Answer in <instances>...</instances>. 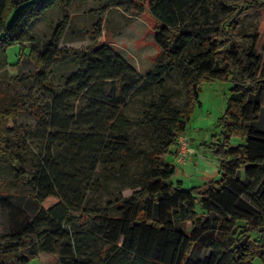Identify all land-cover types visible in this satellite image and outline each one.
<instances>
[{
  "label": "trees",
  "instance_id": "16d2710c",
  "mask_svg": "<svg viewBox=\"0 0 264 264\" xmlns=\"http://www.w3.org/2000/svg\"><path fill=\"white\" fill-rule=\"evenodd\" d=\"M69 1L0 0V70L10 48L36 42L35 22ZM127 1L156 23L161 57L145 75L105 43L61 48L67 16L44 47H30L34 76L51 97L47 148L34 173L25 169V135H12L10 127L25 108L0 103V158L29 189L27 198L0 193L7 210L0 264H32L40 252L56 264H264V131L256 126L264 108V63L260 71L257 56L263 28L249 46L240 33L243 21L264 10V0ZM65 63L71 71L58 89L48 65ZM173 73L187 90L182 109L174 108L167 88ZM216 80L231 82L234 95L218 120L220 135L201 150L219 159L220 177L186 189L165 158H178L202 86ZM138 97L145 108L131 118L127 109ZM137 126L150 133L152 150L133 147ZM235 137L243 141L238 146L231 145ZM135 160L145 163L142 171L132 170ZM112 182L120 184L113 204L93 202L90 193L110 192ZM128 189L134 191L123 196ZM49 198L57 202L45 208Z\"/></svg>",
  "mask_w": 264,
  "mask_h": 264
},
{
  "label": "rangeland",
  "instance_id": "374dc122",
  "mask_svg": "<svg viewBox=\"0 0 264 264\" xmlns=\"http://www.w3.org/2000/svg\"><path fill=\"white\" fill-rule=\"evenodd\" d=\"M139 3L147 5L148 0H138ZM68 17V25L60 42L64 49H84L90 46L105 43L111 46L118 54L127 60L138 72L145 75L156 64L161 57V51L157 47L154 36L156 23L147 9L141 11L127 0H70L65 8L56 6L39 18L32 27L31 33L36 37V42H26L24 45L16 46L8 50V64L0 70V103L13 102L22 104L25 108L23 115L16 124L11 123L12 135L22 133L30 145L29 153L26 155V171L34 173L40 164V160L46 152L47 141L43 133L50 120V94L43 88L39 79L34 76L35 68L27 59L30 47H44L50 40L57 25ZM262 26L263 33L258 45L257 56L260 58L263 70L264 63V10L259 14L248 17L241 24V39L246 46L251 44V36L257 27ZM23 58V59H22ZM20 59L22 61L20 62ZM71 71V65L59 64L48 65V77L55 87L61 89L64 85L65 76ZM259 71V72H260ZM174 94L173 106L182 109L187 100V90L181 77L173 73L167 82ZM232 83L229 81H211L202 86L200 93L201 106H198L188 126L186 136L190 145L202 158L195 157L192 153L186 158L187 163H179L175 153L168 154L167 161L176 166L174 180H181L184 188L204 185L206 182L219 179V159L212 153L201 150L203 142H211L213 135H220L221 128L218 120L225 113L226 107L232 94ZM142 97H138L130 103L127 114L131 118L142 115L145 103ZM39 111L41 119H36L32 111ZM260 131H264V108L260 120L256 123ZM133 147L137 149L152 150L155 141L150 133L142 127L133 129ZM243 141L237 137L231 140L232 146H238ZM202 147V148H201ZM175 151V149H172ZM190 152H192L190 150ZM208 159L209 164L203 162ZM145 163L135 160L132 163L133 171H142ZM118 182H112L111 191L102 188L100 192H91L90 198L103 207H108L120 195L117 187ZM134 190L128 189L123 196H129ZM0 193L7 195H18L27 198L29 189L22 185L11 170L7 160L0 158ZM57 202L55 198H49L45 208H49ZM112 206V205H111ZM7 210L0 204V243L6 241L4 229ZM103 222H96L93 227L100 229ZM210 251L203 253L206 257ZM32 264H56L55 256L39 253ZM254 264H261L257 259Z\"/></svg>",
  "mask_w": 264,
  "mask_h": 264
},
{
  "label": "built area",
  "instance_id": "2783aa9c",
  "mask_svg": "<svg viewBox=\"0 0 264 264\" xmlns=\"http://www.w3.org/2000/svg\"><path fill=\"white\" fill-rule=\"evenodd\" d=\"M189 153H190L189 138L186 135H182L179 138L178 162L185 163Z\"/></svg>",
  "mask_w": 264,
  "mask_h": 264
},
{
  "label": "crops",
  "instance_id": "0c3cea01",
  "mask_svg": "<svg viewBox=\"0 0 264 264\" xmlns=\"http://www.w3.org/2000/svg\"><path fill=\"white\" fill-rule=\"evenodd\" d=\"M193 146V145H192ZM192 146L190 145V150L192 151V152H190L189 154H191L192 153V156L193 157H195V155H197V151H195L193 148H192ZM198 158H196L197 160H199V158H202L203 156H201L199 153H198ZM178 161V160H177ZM203 162H205L206 164H209L210 162H209V160L208 159H206L205 158V160L203 161ZM187 163V160H186V162L185 163H183L184 165ZM176 181H181V180H176ZM183 182V181H182ZM184 183V182H183Z\"/></svg>",
  "mask_w": 264,
  "mask_h": 264
}]
</instances>
